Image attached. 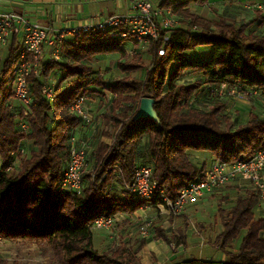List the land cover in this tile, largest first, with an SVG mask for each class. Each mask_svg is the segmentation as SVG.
I'll return each instance as SVG.
<instances>
[{
	"label": "trees",
	"instance_id": "16d2710c",
	"mask_svg": "<svg viewBox=\"0 0 264 264\" xmlns=\"http://www.w3.org/2000/svg\"><path fill=\"white\" fill-rule=\"evenodd\" d=\"M205 2L159 0L157 7L170 9L181 23L165 32L168 41L162 46L163 56L152 58L148 64L139 54H126L123 44L127 40L112 38L109 31L81 33L64 40L59 46V60L42 65L40 80L32 76L27 79L31 103L26 139L31 141L32 149L15 174L5 172L9 153L23 138L17 128L20 107L10 104L13 97L6 87L17 53L15 37L9 40L0 61L2 241L40 244L49 251L53 264H138L134 262L135 254L148 242L145 238L127 251L117 247L99 253L93 245L88 227L95 218L116 213L131 216L145 204L125 190L117 192L112 183H129L136 164L144 163L150 166V182L156 190L173 199L181 187L202 177L206 162H193V153L231 163L250 157L264 146V116L250 111L245 121L233 128L222 114L225 103L211 99L209 110L193 106L194 99L199 103L200 92L210 97L207 95L212 88L221 83L264 88V32L249 31L243 21L208 19L188 9L191 3ZM258 15L262 24V16ZM198 46L209 47L207 61L186 56ZM149 51L154 52V48L150 46ZM112 54L118 55L114 67L121 75L106 82L94 70L95 64L97 57ZM140 69H145L143 78L129 76ZM57 70L61 71L57 82L52 83L54 98L48 102L40 94V85ZM183 74L203 79L182 84L179 81ZM105 94L110 100L103 116L117 130L110 145L98 141L90 156L94 159V180H88L89 173L82 175L81 193L70 199L56 190L67 161L68 139L78 124L69 106L78 96L85 97L86 102H103ZM143 96L153 99L158 123L147 118L131 120ZM258 202L257 194L249 187L225 213L217 209L221 229L213 241L224 257L220 264H264V226L251 222ZM151 226L155 239L166 244L175 239L182 242L185 237L181 229L168 236L160 226ZM240 233L239 246L234 249L233 241Z\"/></svg>",
	"mask_w": 264,
	"mask_h": 264
},
{
	"label": "built area",
	"instance_id": "2783aa9c",
	"mask_svg": "<svg viewBox=\"0 0 264 264\" xmlns=\"http://www.w3.org/2000/svg\"><path fill=\"white\" fill-rule=\"evenodd\" d=\"M242 8L260 13L264 25V2L243 4ZM180 23L181 18L170 9L152 6L148 0H129L128 13L124 15L113 14L100 20H89L74 27L63 28H56L50 23L32 22L13 11L0 13V46H6L11 37L18 38L16 58L6 77V87L11 91L21 111L17 122L18 130L22 134L27 132L26 119L31 103L27 79L32 76L40 80L42 65H51L59 60V46L64 40L81 33L109 31L110 37L127 40L136 48L152 46L156 60L163 56L162 46L168 41L165 32L178 27ZM211 93L219 99L240 96L246 100L264 102V88H240L237 85L227 86L221 83L212 88ZM40 94L46 101L51 102L54 98L53 85L41 83ZM69 112L78 119V124L68 139L67 161L56 190L57 193L67 194L70 199H76L82 190V173L90 151L87 141L79 137L78 130L83 125H90L92 117L83 96H78L72 102ZM25 155L20 140L15 150L9 153L10 160L5 172L13 170L19 158ZM263 167L264 146L250 157L231 163L211 160L204 168L201 179L181 187L175 198L170 199L163 191L156 190L155 185L150 182V166L138 163L133 170L131 181L123 183L119 189L125 190L131 198L145 203L138 210L154 212L151 217L143 216L137 230L141 238H148V227L156 216H180L188 206L229 183L247 182L257 194L258 201H263ZM125 216L116 213L97 217L88 228L91 231L110 233L114 230L116 222Z\"/></svg>",
	"mask_w": 264,
	"mask_h": 264
},
{
	"label": "rangeland",
	"instance_id": "374dc122",
	"mask_svg": "<svg viewBox=\"0 0 264 264\" xmlns=\"http://www.w3.org/2000/svg\"><path fill=\"white\" fill-rule=\"evenodd\" d=\"M240 4L241 6L242 4L251 5L246 1H241ZM192 11H194V9H192ZM211 11H213V9ZM126 13H128L127 10L120 14L124 15ZM131 46L132 47L130 48L124 49L126 54H139L145 64H148L150 60L152 62V58L154 59V52L149 51L150 47L141 46L136 48L133 45ZM5 51L4 54L0 53V61L5 56ZM118 59L117 54L99 56L97 57L94 70L102 80L110 82L112 78L121 75L114 65H112ZM60 71L61 70H57L54 73L52 72L48 74L46 81L43 80L44 83L47 82L51 85H53L52 83H56ZM144 72L145 69H140L139 71L130 73L129 76L132 78H143ZM196 80L197 77L195 74H183L179 82L182 84H190ZM203 95H205V91H202L199 95H197L200 99L199 103L197 101L198 99H194L193 106L199 110H209L212 104V102H210L211 99L225 103V106L222 109V114L227 117V120L232 122L233 128L244 122L248 112L250 111H254L261 116L264 115V112L262 113V110L264 111V102L256 105L254 102L260 101L246 100L240 96L235 98L223 97L219 99L213 97L211 91L209 92V95H207L210 97H205ZM105 96L107 97L103 102H98L96 99H89L87 102L92 120L90 125H87L86 128L92 131V133L89 132V134L83 139H88L87 144L89 146L88 149L90 150L89 156H91L93 151L92 147H95L100 142V137H103V143L110 145L113 142V135L117 130L115 128V124L106 121L105 116H103L107 103H109L110 100V95L105 94ZM12 99L13 98L10 99V104L18 106L17 102L13 99L15 101L14 102ZM21 144L22 148L26 152V155L19 158L18 164L13 170H11L12 172H8L9 174H15L19 170L18 167L21 164L20 162L27 158L28 153L32 149L31 141L26 139V133H23ZM208 158L209 156L207 154L193 153L191 155L193 162L199 164L201 160H205L206 166L208 164ZM92 160L94 159L88 158V162L85 163L86 166H84L82 173V175L89 173L88 180L90 182L94 180L95 174L94 169H91V165L93 164ZM236 183L237 182H235V184ZM240 188L242 192H239L238 188L236 193H233V189L229 195H222L221 193H218L197 201L193 204V209H189L187 207L184 210V213L186 212V217L183 219H179L181 216L168 218L164 216H156L152 220L151 224L160 226L168 236H171L172 234L176 235L178 233L177 229H181L185 237L182 242L175 239L171 244H166L161 239H155V231L150 225L147 231L148 238H145L148 242L135 254L134 262L137 260L138 264H199L204 262H210V264H220L224 257L216 250L213 241L215 236L220 232L221 228L216 211L218 208H221L225 213V209L231 206L233 200L239 194L242 195L244 193L243 191H245V187ZM116 191L119 192L120 190L117 189ZM152 215H154V212L143 209L139 217L136 216V214H133L131 216H125L117 221L114 226V230L110 233L104 231H92V241L97 252L101 253L109 248L115 249L117 247H122V249L124 248L125 251H127L135 247L137 241L141 238L137 230L142 222L141 220L143 216L151 217ZM257 222H259L261 226H264V216L260 217ZM241 235L242 233H240L233 241L234 249L239 246ZM51 258L52 257L49 251L44 249L40 244H20L17 241L0 242V264H53V260Z\"/></svg>",
	"mask_w": 264,
	"mask_h": 264
},
{
	"label": "crops",
	"instance_id": "0c3cea01",
	"mask_svg": "<svg viewBox=\"0 0 264 264\" xmlns=\"http://www.w3.org/2000/svg\"><path fill=\"white\" fill-rule=\"evenodd\" d=\"M148 1L152 4V6H157V3L159 2V0ZM241 1H246L249 4H253L255 2H264V0H206L205 3L201 4L191 3L188 9L190 12L208 19L223 17L228 22L238 23L240 21H243L248 24L249 31H253L256 33L264 32V25L260 24L258 13L253 12L249 9L242 8L240 4ZM128 9L129 0H0V13L13 11L25 16L32 22H36L39 24L50 23L56 28L74 27L89 20H100L106 16L120 14L125 10L128 11ZM192 9H194V11H192ZM212 9L213 11H211ZM15 40L17 44L18 38L15 37ZM131 45L132 44L130 42H124L123 49L130 48L132 47ZM6 46H0V53L4 54ZM186 56L194 60L207 61L210 58V49L207 46H198L195 49L187 52ZM112 65H114V63ZM196 77L197 80L200 81L203 79L202 76ZM254 103H256L257 105L261 104L262 101ZM263 112L264 111L262 110V113ZM89 132L92 133V131H90L86 128L85 125H83L79 128L78 135L81 139H83L86 135L89 134ZM85 140L88 143V139ZM99 140L100 142H102L103 137H100ZM94 148L95 147H92V150ZM88 158H90V156ZM211 160L212 159L209 157L207 162L209 163ZM262 174L264 180V167ZM112 186L115 187V190H119V185L114 183ZM240 187H245V190H247L250 185L247 182H239L236 184L235 182H233L225 185L222 188H219L218 190H215L214 193L210 195L218 193H221L222 195H229L231 193V190L234 189L233 193H236V190H238V188V191L242 192ZM210 195H207L205 197H208ZM193 206L194 205L191 204L190 206H188V208L193 209ZM141 213V210H137L134 212V215L136 214V216L139 217ZM180 216L181 217L179 219H183L184 217H186V212H183ZM263 216L264 200L258 202L254 210L252 222H257L259 218Z\"/></svg>",
	"mask_w": 264,
	"mask_h": 264
},
{
	"label": "water",
	"instance_id": "95a60500",
	"mask_svg": "<svg viewBox=\"0 0 264 264\" xmlns=\"http://www.w3.org/2000/svg\"><path fill=\"white\" fill-rule=\"evenodd\" d=\"M153 99L151 97L143 96L138 100L137 108L131 120L134 121L138 118H147L153 122L158 123V118L152 109Z\"/></svg>",
	"mask_w": 264,
	"mask_h": 264
}]
</instances>
